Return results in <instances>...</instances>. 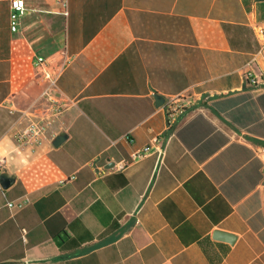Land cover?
<instances>
[{
	"label": "crops",
	"instance_id": "0c3cea01",
	"mask_svg": "<svg viewBox=\"0 0 264 264\" xmlns=\"http://www.w3.org/2000/svg\"><path fill=\"white\" fill-rule=\"evenodd\" d=\"M9 2L0 159L14 182L0 189V264H264V165L253 153L264 85L244 77L264 73V0H24L15 30ZM36 56L59 69L49 93L69 102L50 139L18 151L16 132L51 114ZM155 93L189 103L170 127ZM23 195V207L6 205Z\"/></svg>",
	"mask_w": 264,
	"mask_h": 264
},
{
	"label": "built area",
	"instance_id": "2783aa9c",
	"mask_svg": "<svg viewBox=\"0 0 264 264\" xmlns=\"http://www.w3.org/2000/svg\"><path fill=\"white\" fill-rule=\"evenodd\" d=\"M10 14H9V25L11 30H15L17 26L18 16L23 12L24 9V0H10L9 2ZM256 33L258 37L261 39L259 51L261 52L264 58V32L261 27H256ZM66 53L61 50L57 53L56 59H58L59 67L65 63L67 60ZM49 60L44 58L43 56H36L34 59V65L40 66L43 68V76L46 79V85L42 88L40 92V97L46 102L48 107L50 108L51 114L44 117H33L27 121V123L23 126L22 129L16 132L15 140H16V149L18 151H23L27 149L30 152L36 150L46 139H50V135H48L47 128L50 123L53 121L54 117L62 112V110L68 105V100L64 98H56L53 97L49 90L52 86L55 85L57 71L53 69H48L47 64ZM244 77L251 84L253 82L264 85V73L258 75L257 77L251 76L249 71L244 72ZM184 94H174L168 95L164 98L163 108L165 112V117L168 121L167 127L172 126L177 118L183 113V111L187 108L189 103L186 101ZM13 109L10 108V111ZM154 141H157V137L153 138ZM149 151V145H144L140 149L133 151L130 155L131 159L140 158L144 156ZM254 155L261 161L262 165H264V145L256 144L253 147ZM129 159H120L113 163L110 169L119 170L124 168ZM4 171L3 161L0 159V173ZM107 169L102 165L95 166L96 175H103ZM74 175H67L59 179L60 182H63L67 179L73 178ZM0 189L5 196L4 188L0 186ZM29 198L25 195L20 196L15 199L6 200V205L9 208H21L27 202Z\"/></svg>",
	"mask_w": 264,
	"mask_h": 264
},
{
	"label": "water",
	"instance_id": "95a60500",
	"mask_svg": "<svg viewBox=\"0 0 264 264\" xmlns=\"http://www.w3.org/2000/svg\"><path fill=\"white\" fill-rule=\"evenodd\" d=\"M154 97H155V102L157 105L163 104L164 97L162 95L155 93ZM165 125H168V121L166 118H165ZM65 137H66V135L64 133H60V134L55 135V137L52 140V144L57 146L58 144H60L62 142V140H64ZM111 166H112V163H111ZM13 182H14V177L12 175H9L4 171H2L0 173V186L2 188H7ZM213 236L216 238H219V239L228 240L230 242L235 238V235L233 233L223 231V230H219V229H216L213 232Z\"/></svg>",
	"mask_w": 264,
	"mask_h": 264
}]
</instances>
